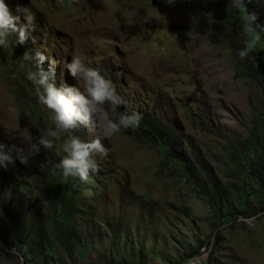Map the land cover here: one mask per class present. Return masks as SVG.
<instances>
[{
  "label": "rangeland",
  "instance_id": "obj_1",
  "mask_svg": "<svg viewBox=\"0 0 264 264\" xmlns=\"http://www.w3.org/2000/svg\"><path fill=\"white\" fill-rule=\"evenodd\" d=\"M6 3L14 14L17 5L28 6L35 27L23 45L0 47V142L25 147L54 128L51 110L37 103L27 75L52 67L57 87L74 84L63 68L72 55L112 80L123 103L115 111L104 105L110 118L136 112L150 127L145 131L139 124L101 139L109 152L94 154L98 170L83 182L65 178L53 165L65 155V139L97 137L94 125L59 132L52 149L40 147L25 164L13 154L14 163L0 168V264H180L202 247L208 250L203 264H264V210L256 200L249 198L248 217L238 214L234 202L228 209L233 218L219 223L193 181L151 137L171 125L184 160L238 197L249 144L262 143L252 133L264 124V72L253 73L256 61H264V30L257 29L264 23V0H175L171 6L163 0ZM239 9L255 16L256 38L245 30L248 19L238 28L233 13ZM227 32L250 46L245 59L232 57L222 37ZM8 39L14 41L15 34ZM38 51L46 56L43 64ZM69 196V208L83 209L73 220L72 249L53 241L52 259L38 247L34 258L25 260L4 243L12 239L7 215L19 228L15 236L40 221L54 238Z\"/></svg>",
  "mask_w": 264,
  "mask_h": 264
},
{
  "label": "clouds",
  "instance_id": "obj_2",
  "mask_svg": "<svg viewBox=\"0 0 264 264\" xmlns=\"http://www.w3.org/2000/svg\"><path fill=\"white\" fill-rule=\"evenodd\" d=\"M163 2L171 6L175 0H163ZM34 20V14L28 6L17 5L14 14L6 0H0V47L7 46L10 42L23 45L31 38L35 27ZM254 20L255 16L249 14L246 31L254 30L251 26ZM12 34H15L14 41L8 39ZM250 50V46H246L237 50L236 55L243 60ZM35 56L39 64H43L46 59L43 52L38 51ZM22 59L24 61L29 59L27 52ZM63 68L76 83L71 85L62 83L57 87L53 80L54 68L52 67L48 71L41 68L38 72L28 73L27 79L34 87L37 103L52 112L54 128L49 129L45 134L31 138L25 147L0 142V168L14 163L13 154H15V160L25 164L29 156L40 151V147L45 150L52 149L54 140L61 138L59 132L66 133L78 124L85 128L94 125L99 131L97 137L87 142L74 135L65 139L62 145L65 155L53 165L65 178H76L83 182L88 178L89 171L95 173L98 170L96 160L93 159L94 154L104 157L109 152V149L101 143V139L106 140L121 130L139 126L141 117L136 112H122L118 119L110 118L104 105L107 103L111 110L115 111L123 101L117 94L112 80L106 78L98 67L87 65L79 56L72 55L63 64ZM9 111L14 109L9 108ZM203 259L201 255H195L188 258L186 264H203Z\"/></svg>",
  "mask_w": 264,
  "mask_h": 264
},
{
  "label": "trees",
  "instance_id": "obj_3",
  "mask_svg": "<svg viewBox=\"0 0 264 264\" xmlns=\"http://www.w3.org/2000/svg\"><path fill=\"white\" fill-rule=\"evenodd\" d=\"M257 11L260 12L259 9H257ZM233 15L234 19L238 23V28H240L239 26L242 24V22H247L249 9L246 11L239 9L238 11H234ZM257 29H262L263 31L264 23L261 25V27L257 26ZM228 30L232 29L227 28V31ZM250 34L253 39L256 38L254 33L251 32ZM226 35L227 36L222 37L225 39V41L228 42L232 57L235 60L240 61L241 59L236 55V52L237 50L244 48L241 38L238 40L237 37L232 36L231 32H227ZM249 42L250 45L253 44V41L251 39ZM259 61V63L256 61L255 72H253L257 73L258 75L264 72V61H262V58H260ZM140 117L141 120L139 124H141V129L148 131L150 122H148L146 116L141 115ZM172 130L173 129L171 125H163L161 128V132L157 133L156 136L155 134H151V137L153 141L157 142L161 149L165 151V154L168 157L176 161L178 169L182 173V175L189 177L190 180L193 181V185L197 188V191L199 193V198H204L207 206H209L212 210H215V213H217L216 219L219 223L224 222L227 218H233L228 209L230 208L231 204L234 205V202H236L240 208L238 214L248 217V201L251 197L256 200L258 209L264 210V124L262 125L258 134L252 133L253 136L259 137L260 141L262 140V143L256 142L255 144H249V158L246 161L247 163H244V170L242 171V174L240 176L242 191L236 198H231L228 189H226L225 186H220V182H217L214 177H212L211 175H207L206 172L202 173V170H200L201 172L199 173L195 170L196 166L192 162H186L184 160L183 154L179 152L175 147V143L171 135ZM255 155H257L258 160L252 161L251 159L255 157ZM198 173L203 175V179L199 180V177L196 176ZM70 201L71 198L69 196L67 203L63 204L65 208L64 211L66 213L63 215V220L60 222L61 226L57 227V231L55 233L52 232V234H55L54 238L48 236L45 226L40 221H38L36 224L29 222L30 224L28 223V229L20 231L22 234L15 236V231L19 228L16 227L13 219L7 215V218L12 227L13 241L12 239L8 241V239L3 238L6 239L4 240V243L8 245V247H13L15 250H17L19 255L25 260L32 259L35 253V249H37L38 247L42 248L44 256L46 258L52 259L51 255L53 252V241H56L57 244L61 245L66 251L72 249V247L70 246L73 245V239L75 238L73 220L77 214L82 215L83 209L79 206L76 207L75 204L73 205V207L69 208L68 205ZM223 207L227 209L226 213H222L221 208ZM69 213L71 214V217H67V214ZM23 235L25 236L23 237ZM15 237H17V239ZM199 249L200 248L194 251L192 250L193 252H190L185 259H182V262L179 261L181 262L180 264L184 263L183 261L197 254ZM139 252L141 253L142 251L139 250ZM169 261L170 260H167L168 264H173ZM60 264L63 263L60 262Z\"/></svg>",
  "mask_w": 264,
  "mask_h": 264
},
{
  "label": "bare ground",
  "instance_id": "obj_4",
  "mask_svg": "<svg viewBox=\"0 0 264 264\" xmlns=\"http://www.w3.org/2000/svg\"><path fill=\"white\" fill-rule=\"evenodd\" d=\"M206 249H207V248H203L202 252L199 253V251H198V253L195 254V255H201L202 257H206L207 254H208V250H206ZM195 255H194V256H195ZM186 261H187V260L183 261L184 263H182V264H186Z\"/></svg>",
  "mask_w": 264,
  "mask_h": 264
},
{
  "label": "built area",
  "instance_id": "obj_5",
  "mask_svg": "<svg viewBox=\"0 0 264 264\" xmlns=\"http://www.w3.org/2000/svg\"><path fill=\"white\" fill-rule=\"evenodd\" d=\"M203 248H205V247H202V248L199 249V253L202 252Z\"/></svg>",
  "mask_w": 264,
  "mask_h": 264
}]
</instances>
